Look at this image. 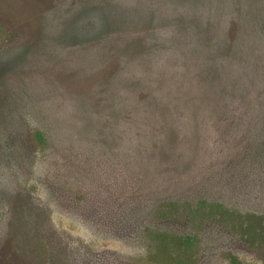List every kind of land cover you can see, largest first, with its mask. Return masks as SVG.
<instances>
[{"label":"rangeland","instance_id":"rangeland-1","mask_svg":"<svg viewBox=\"0 0 264 264\" xmlns=\"http://www.w3.org/2000/svg\"><path fill=\"white\" fill-rule=\"evenodd\" d=\"M264 0H0V264H264Z\"/></svg>","mask_w":264,"mask_h":264},{"label":"trees","instance_id":"trees-1","mask_svg":"<svg viewBox=\"0 0 264 264\" xmlns=\"http://www.w3.org/2000/svg\"><path fill=\"white\" fill-rule=\"evenodd\" d=\"M264 122V121H263ZM238 264H246V263H238Z\"/></svg>","mask_w":264,"mask_h":264}]
</instances>
